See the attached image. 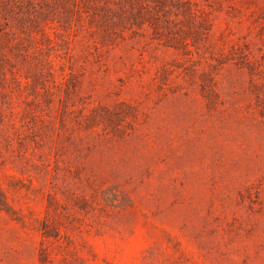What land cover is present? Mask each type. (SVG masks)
I'll return each mask as SVG.
<instances>
[{"label": "rangeland", "instance_id": "obj_1", "mask_svg": "<svg viewBox=\"0 0 264 264\" xmlns=\"http://www.w3.org/2000/svg\"><path fill=\"white\" fill-rule=\"evenodd\" d=\"M0 264H264V0H0Z\"/></svg>", "mask_w": 264, "mask_h": 264}]
</instances>
